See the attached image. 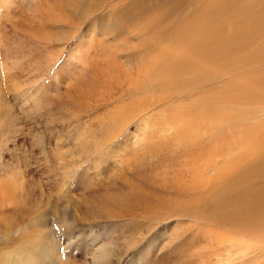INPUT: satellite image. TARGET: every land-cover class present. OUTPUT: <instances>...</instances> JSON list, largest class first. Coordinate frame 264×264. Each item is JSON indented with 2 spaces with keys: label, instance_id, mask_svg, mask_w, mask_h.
Returning <instances> with one entry per match:
<instances>
[{
  "label": "rangeland",
  "instance_id": "1",
  "mask_svg": "<svg viewBox=\"0 0 264 264\" xmlns=\"http://www.w3.org/2000/svg\"><path fill=\"white\" fill-rule=\"evenodd\" d=\"M96 1L0 0V264H264V234L182 189L194 150L171 118L200 88L146 72L171 38L112 14L139 0Z\"/></svg>",
  "mask_w": 264,
  "mask_h": 264
},
{
  "label": "bare ground",
  "instance_id": "2",
  "mask_svg": "<svg viewBox=\"0 0 264 264\" xmlns=\"http://www.w3.org/2000/svg\"><path fill=\"white\" fill-rule=\"evenodd\" d=\"M127 6L119 12L118 9V13L112 11L126 30L132 26L133 31H144L146 41L163 35L171 38L158 53V60L146 66L156 85L170 90L200 88L198 96L171 118L172 124L184 134L187 146L194 150L189 152L188 163L195 177L182 189L195 197L208 198L218 223L231 226L239 236L264 234V0H139L137 5ZM109 20L112 23L113 19ZM154 42L155 46L159 44ZM215 79L216 87L201 89ZM206 140H215V146ZM214 162L216 176L204 177Z\"/></svg>",
  "mask_w": 264,
  "mask_h": 264
}]
</instances>
